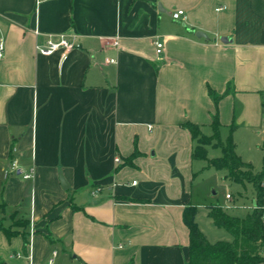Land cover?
Masks as SVG:
<instances>
[{"label":"crops","instance_id":"0c3cea01","mask_svg":"<svg viewBox=\"0 0 264 264\" xmlns=\"http://www.w3.org/2000/svg\"><path fill=\"white\" fill-rule=\"evenodd\" d=\"M61 34L80 47L37 53ZM0 43V264H187L190 205L210 242L234 240L196 199L221 170L185 124L211 136L218 112L238 154L259 143L264 0H0Z\"/></svg>","mask_w":264,"mask_h":264},{"label":"trees","instance_id":"16d2710c","mask_svg":"<svg viewBox=\"0 0 264 264\" xmlns=\"http://www.w3.org/2000/svg\"><path fill=\"white\" fill-rule=\"evenodd\" d=\"M229 92V89L226 93ZM216 106L225 95H218L214 90H209ZM196 146L194 157L207 161L208 167L224 170L228 176L238 183H250L255 191L254 208L245 217L233 216L226 212L219 204L211 205L208 216L219 228H224L234 236L233 241L210 242L202 232L196 221L198 209L187 206L184 210L183 220L189 230L190 245L187 264H262L264 263V166L255 172L252 166L245 163L236 153V146L232 133L226 141L220 137L221 123L218 112L213 116L212 126L214 134H203L200 127L193 123H186ZM213 145L222 150V156L210 159L207 146ZM20 224L25 225L26 222ZM0 231H11L4 227L0 221Z\"/></svg>","mask_w":264,"mask_h":264},{"label":"rangeland","instance_id":"374dc122","mask_svg":"<svg viewBox=\"0 0 264 264\" xmlns=\"http://www.w3.org/2000/svg\"><path fill=\"white\" fill-rule=\"evenodd\" d=\"M264 136L262 132L259 137V143L251 144L246 149H241L238 151L239 156L245 163L252 166L255 172H259L264 166V152L258 147V144L263 145L261 137ZM248 141V139H246ZM211 156H219L221 151H212ZM218 154V155H216ZM194 191L197 195L196 199L198 202L205 207H201L203 211L207 209L212 202L220 203L226 212L233 216L244 217L250 211L252 206H254L255 191L254 187L250 183H238L232 180L226 171H217L215 169H206L203 173L201 172L197 178L194 185ZM230 194L232 199H227L226 195ZM206 216H201V225L207 232L209 236L212 233L209 231V227L206 225ZM219 229V228H218ZM219 231L227 237L234 236L224 228H220ZM221 236V235H220ZM225 240V239H224Z\"/></svg>","mask_w":264,"mask_h":264},{"label":"built area","instance_id":"2783aa9c","mask_svg":"<svg viewBox=\"0 0 264 264\" xmlns=\"http://www.w3.org/2000/svg\"><path fill=\"white\" fill-rule=\"evenodd\" d=\"M222 9V7H219L218 10ZM172 17L174 19H180L185 17V12L183 10H177L172 14ZM114 46H118L119 42L118 39H116L115 41H113L112 43ZM157 45V51L158 53H161L162 48H163V43L162 42H156ZM80 47L79 42L77 41L76 38L67 35V34H61L58 36H53L50 35L48 36V38L46 39V41L42 44H38L37 45V53L43 56H50L53 55L57 52H61L62 55L66 56L68 53H70L72 50H74L75 48ZM4 50H5V45L4 43H0V60L3 58L4 56ZM114 60L111 59L110 62H113ZM117 161L119 160L118 158L116 159ZM12 171H21L19 168V165L17 163V161H13L11 163L10 169L7 171V174L12 172ZM23 173V177L25 179H30L33 177L34 175V169H31L27 172H21ZM136 183V182H134ZM100 192L99 188L94 189L93 194L96 195ZM227 199H231L232 196L230 194L226 195ZM56 254V253H55ZM54 259H51L49 264H53Z\"/></svg>","mask_w":264,"mask_h":264},{"label":"water","instance_id":"95a60500","mask_svg":"<svg viewBox=\"0 0 264 264\" xmlns=\"http://www.w3.org/2000/svg\"><path fill=\"white\" fill-rule=\"evenodd\" d=\"M199 35V34H198ZM224 40V39H223ZM62 182L64 183V180H62Z\"/></svg>","mask_w":264,"mask_h":264}]
</instances>
